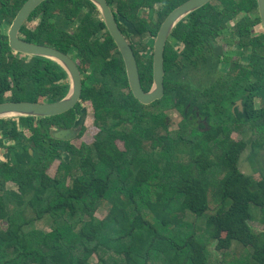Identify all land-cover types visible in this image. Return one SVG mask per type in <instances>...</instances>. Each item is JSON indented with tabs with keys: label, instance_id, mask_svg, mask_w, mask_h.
Here are the masks:
<instances>
[{
	"label": "trees",
	"instance_id": "trees-1",
	"mask_svg": "<svg viewBox=\"0 0 264 264\" xmlns=\"http://www.w3.org/2000/svg\"><path fill=\"white\" fill-rule=\"evenodd\" d=\"M27 1L0 0V29ZM107 1L149 91L153 53L145 55L151 48L146 38L155 41L169 13L187 0ZM39 16L36 28L24 25L22 32L29 41L72 54L81 64L84 90L64 115L0 119V133L12 141L6 147L0 140L8 151L0 161L1 182L19 188H0V264H94V258L97 264H264L258 0H212L182 19L165 46L166 95L152 104L135 96L118 44L90 0H46L30 21ZM234 20L238 44L251 49L249 65L238 61L217 73L227 59L218 38ZM201 65L212 72L202 83L189 77ZM70 86L60 62L15 54L9 35L0 32V104L11 91L12 102H58ZM86 103L98 133L77 146L71 130L78 129ZM172 110L183 115L179 129H171ZM88 132L83 125L77 138ZM233 133L248 138L236 141ZM247 149L258 178L241 169ZM101 209L108 211L104 220L97 217Z\"/></svg>",
	"mask_w": 264,
	"mask_h": 264
},
{
	"label": "water",
	"instance_id": "water-1",
	"mask_svg": "<svg viewBox=\"0 0 264 264\" xmlns=\"http://www.w3.org/2000/svg\"><path fill=\"white\" fill-rule=\"evenodd\" d=\"M46 0H28L17 17L12 23L9 31L10 46L12 50L19 54L39 55L48 57L60 62L68 71L71 81L70 91L58 102H5L0 104V119H21L28 117L52 118L64 115L73 109L82 101L84 83L82 69L72 54L66 53L61 49L37 42L28 41L20 33L23 26L28 22L33 12ZM97 6L102 14L107 28L114 37L121 51L128 71L131 88L135 96L144 104H152L161 100L166 95L165 88V46L167 40L172 36L174 27L192 11L204 6L212 0H187L173 9L161 24L153 45V76L154 85L147 91L142 82L140 65L136 59L134 50L129 39L125 36L119 27L114 16L111 4L107 0H90ZM258 15L261 19V27L264 32V0H258ZM126 26L131 25L124 19L122 21ZM136 42V40L134 41ZM137 43V42H136ZM242 108V101L238 102ZM87 114L86 107L83 109V115L78 122V129H72L74 137L81 133V127L84 124L83 118ZM56 137H60L55 134ZM68 139V137H62Z\"/></svg>",
	"mask_w": 264,
	"mask_h": 264
},
{
	"label": "rangeland",
	"instance_id": "rangeland-1",
	"mask_svg": "<svg viewBox=\"0 0 264 264\" xmlns=\"http://www.w3.org/2000/svg\"><path fill=\"white\" fill-rule=\"evenodd\" d=\"M142 13L147 14L148 10L144 9L142 10ZM157 17L155 16V19ZM39 19H41V17H36L34 19L33 22L29 23L31 26H36L37 22L39 21ZM36 20V21H35ZM236 22V20L230 22L229 28L222 34V36H220L219 39V44L221 43V52H222V57L227 58V59H223L222 62L218 65L217 73L218 72H228V70L230 69V67H232V64L235 62H238L243 65V66H248L249 65V61H250V54H251V49L250 48H243L238 46V38H236V36L233 34L232 31V27L234 26V23ZM3 30H5V32H7V30L9 29L7 24L3 25ZM263 31L261 26H257L254 28V32L255 34L261 33ZM146 41L148 42V44H150L151 48L154 45V40L151 37H147ZM173 44L181 49L183 47V44L181 41L176 40L175 38L172 39ZM151 48H149V50L145 53V55L148 57L150 55V53L152 52ZM207 67L206 66H202L201 65V69L198 70H194L190 73L191 78L193 79H198L200 83H202L201 81L206 80L207 78L212 75V72L208 75V73L206 72ZM12 102V101H11ZM26 102V101H23ZM261 104V100L260 99H256V106L257 108L260 107ZM84 107H86V112L87 114L84 116L83 118V122L85 125L88 126L89 131L86 136L83 139H79L77 137L72 138L73 143L77 146H81L83 142H88L91 143L94 140V136L95 134L98 133V129H96V127L94 126L93 122L95 121V116H94V109L91 105L89 104H85ZM171 129L175 130V129H179L180 128V123L183 120V115L181 114L180 111L177 110H172L171 112ZM232 138L235 139L236 141H241L243 139H247L248 137L242 135V134H238V133H233L232 134ZM249 149V148H248ZM246 150L244 152V154L241 157L240 160V165H241V169L242 171L247 174V175H254L256 178L259 177V173L255 174L253 172V169L247 159L248 154H249V150ZM5 155V151L4 150H0V157L4 158ZM59 167V163L55 164L53 166V168L50 170L51 174H54L57 172V169ZM12 188L16 189V186L11 184L10 185ZM108 216V211L105 209H101L98 214L97 217L101 220H104L106 217ZM254 225V227H260V224L258 222H253L252 223ZM2 226H5V224L2 223ZM48 232V231H47ZM92 262L94 264L98 263L97 259H93Z\"/></svg>",
	"mask_w": 264,
	"mask_h": 264
},
{
	"label": "flooded vegetation",
	"instance_id": "flooded-vegetation-1",
	"mask_svg": "<svg viewBox=\"0 0 264 264\" xmlns=\"http://www.w3.org/2000/svg\"><path fill=\"white\" fill-rule=\"evenodd\" d=\"M112 7V6H111ZM114 7V6H113ZM41 20V19H40ZM40 20L38 21V22H40ZM34 20H31L30 21V18H29V20H28V22L25 24V25H27L28 26V28H32V29H34V28H36L37 27V24H38V22H37V24H36V26H31L29 23H31V22H33ZM36 21V20H35ZM12 23L13 22H10V21H5L4 23H2L1 24V29H0V32L1 33H3V34H8L9 35V31H10V28H11V26H12ZM4 24H7L8 25V27H9V29L7 30V32H5V30H3L4 28H3V25ZM24 27V26H23ZM23 29V28H22ZM20 35L23 37V38H25V39H27L28 37H27V35L25 34V33H23L22 32V30H21V33H20ZM28 40V39H27ZM29 41V40H28ZM9 42H10V39H9ZM32 42H34V41H32ZM220 45V47H221V43L219 44ZM238 46H240L239 44H237ZM11 47V46H10ZM240 47H242V46H240ZM15 53V52H14ZM15 54H17V53H15ZM24 55H26V54H24ZM27 56H31V55H27ZM78 63H79V65H80V67H81V64H80V62L78 61V60H76ZM234 64V63H233ZM81 69H82V67H81ZM83 73V72H82ZM12 97H13V93H12V91L11 92H8L7 94H6V100L7 99H9L7 102H11L10 100L12 99ZM239 107H240V105H238ZM59 136H61V134H58ZM3 139V141H4V145L6 146V147H10L11 145H12V141L10 140V139H7V138H5V135H3L2 133H0V140H2ZM0 150H4L5 151V155H4V158L3 157H0V161H5L6 160V158H7V154H8V151L7 150H5V149H2V146H0ZM1 180H4L1 176H0V188H2V189H6V190H15V191H18V186H16L14 183H12V182H7L6 184H4V183H2L1 182ZM11 184H13V185H15L16 186V189H14V188H12L10 185Z\"/></svg>",
	"mask_w": 264,
	"mask_h": 264
}]
</instances>
